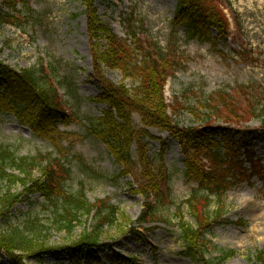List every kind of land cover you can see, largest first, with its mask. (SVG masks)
Segmentation results:
<instances>
[{"label": "rangeland", "instance_id": "1", "mask_svg": "<svg viewBox=\"0 0 264 264\" xmlns=\"http://www.w3.org/2000/svg\"><path fill=\"white\" fill-rule=\"evenodd\" d=\"M178 2L95 0L92 10L113 35L129 42V35L134 34L142 51L152 56L160 52L171 63L163 90L166 103L174 108L169 115L179 127L202 128L204 104L218 93L227 94L244 111L249 103L264 111V0H220L230 34L228 40L211 45L187 40L184 28L175 25ZM0 10L4 9L0 6ZM86 11L81 0H27V5L23 0L12 13L19 25L0 27V47H4L1 61L15 70L29 69L42 61L59 87L63 108L73 120L68 126L58 127L60 143L51 144L32 135L14 116L0 113V147L10 148L18 157L51 154L52 159H60L59 164L69 172L64 183L67 193L82 192L88 203L97 206L104 201L118 209L132 228L137 227L142 238L139 241L127 233L128 226L123 228L125 234L117 226L105 228L101 242L108 246L107 251H86L79 258L81 264H206L186 255L174 217L179 208L185 221L192 223L184 202L196 187L185 179L184 159L177 141L167 132L154 127L146 129L150 138L144 140V147L155 173L161 174L157 186L165 206H154L158 207L156 223L138 225L146 200L133 192L142 170L137 147L131 148L134 174L123 178L122 169L106 146L90 132V122L95 124L107 107L95 103L103 88L93 68ZM105 43L100 42V46ZM99 69L106 82H122L117 70L103 66ZM132 119L137 130L144 128L137 114ZM245 119L240 127H234L240 129L236 141L241 139L244 144L240 153L248 152L258 168L264 170V131L257 119ZM208 124L213 134L216 128H226L216 118ZM240 160L249 169L245 158L240 156ZM16 192L22 194L23 189L17 187ZM44 205L37 194L19 202L5 219H0V234L9 225L20 226L27 219H37L47 228L40 240L48 247L60 249L76 241L94 223L92 212L68 234L56 229L52 223L54 213ZM148 218L144 215V219ZM205 237L217 248L205 260L232 251L234 254L224 264H257L256 253L264 250V178L237 180L225 194L222 221L212 225ZM0 264L12 263L1 255ZM23 264L39 263L28 257ZM40 264L68 262L62 254H46Z\"/></svg>", "mask_w": 264, "mask_h": 264}, {"label": "trees", "instance_id": "2", "mask_svg": "<svg viewBox=\"0 0 264 264\" xmlns=\"http://www.w3.org/2000/svg\"><path fill=\"white\" fill-rule=\"evenodd\" d=\"M94 1L81 0L87 10L93 68L103 88L95 103L104 104L107 109L95 120V124L94 121L90 122V132L106 146L122 169L120 177L123 178L134 174L131 148L132 145L137 147V160L142 170L135 179L133 192L146 200L143 218L138 225L156 223L158 207L165 206V198L157 186L161 174L158 176L155 173L144 147V140L150 138L146 129L154 127L176 140L184 159L185 179L196 186L184 202L192 223L185 221L179 208L174 216L185 253L206 264H224L234 253L220 252L218 258L205 260L207 255L217 251L205 236L212 225L222 221L225 194L237 180L253 176L264 178V170L258 168L252 156L245 150L241 155L244 144L241 139L236 141L240 129L234 128L240 127L247 120L245 118H255L264 131V111L252 108V103L244 111L227 94L218 93L204 104L206 113L200 117L204 121L202 128L179 127L169 115V110L174 112V108L166 103L163 91L171 63L160 52L152 56L142 51L137 46L134 34L129 35V42L113 35L96 18L92 10ZM219 1L179 0L174 23L184 28L187 40L210 45L226 41L229 23ZM20 2L23 0H0V6L4 9L0 10V27L19 25L12 13ZM24 3L27 5V0ZM213 33L216 34L215 38L212 37ZM102 41L106 42L104 47L100 46ZM3 50L1 46L0 113L14 116L20 125L29 128L32 135L51 144H59L58 127L68 126L73 121L63 108L58 95L59 87L49 77V71L42 61L32 68L15 70L1 61ZM101 66L117 70L122 82L117 85L106 82L100 75ZM134 114L141 119L144 127L141 130L133 125ZM193 115L198 116L194 112ZM212 118L220 120L226 128H216L215 134L209 132L208 122ZM240 156L249 163L250 169L243 167ZM51 157V154L48 157H18L10 148L0 147V219H5L19 202L28 201L30 196L37 194L43 199L44 207L52 209V223L56 229L70 234L80 219L93 212L95 219L92 227L84 230L70 245L55 249L40 240L42 232L47 229L41 221L27 219L23 225H9L6 232L0 234V256L8 257L12 264H23L28 257L40 264L46 254H62L68 264H81L79 258L86 251H107L108 246L101 242L105 228L117 226L125 234L123 228L128 226L130 229L127 233H131L134 241L142 239L137 227L132 228V223L115 207L106 205L104 201L98 206L90 204L82 192L76 195L67 193L64 183L69 172L59 164L60 159ZM17 187L23 189L22 194L16 192ZM144 215H148L149 221L144 219ZM255 261L264 264V250L256 253Z\"/></svg>", "mask_w": 264, "mask_h": 264}]
</instances>
